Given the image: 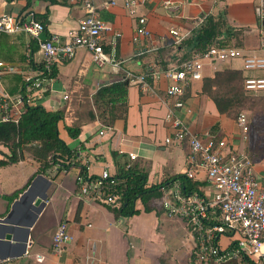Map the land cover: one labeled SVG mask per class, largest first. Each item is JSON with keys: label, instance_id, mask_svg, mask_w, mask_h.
<instances>
[{"label": "crops", "instance_id": "0c3cea01", "mask_svg": "<svg viewBox=\"0 0 264 264\" xmlns=\"http://www.w3.org/2000/svg\"><path fill=\"white\" fill-rule=\"evenodd\" d=\"M93 1L106 25L101 36L103 52L118 66L110 62L98 65L87 50L78 49L74 57L58 60L46 75L44 90L35 103L47 111L62 112L63 118L57 123L58 136L75 154V159L66 170L53 165L41 172L39 164L26 156L17 163L0 167V220L10 215L18 223L30 224L27 232L17 233L25 241L24 250L20 242H0V264H201L195 257V239L185 222L160 209L159 199L150 201L149 212H144L143 205L137 201L135 208L139 214L118 219L110 207L79 195L80 167L85 166L91 177L104 171L113 176L117 171L113 152L146 170V187L159 185L175 175H185L189 168L187 138L179 143L164 141L173 133L167 115L175 99L166 95L168 80L160 77L147 92L128 84L126 116L111 127L103 126L97 118L85 121V113L93 109V96L100 87L122 80L128 73L157 71V58L173 67L172 58L180 52L169 30L187 37L200 15L222 16L232 31L244 32L240 48L248 53L255 51L257 0H172L169 8H164L165 0H141L136 16L144 17L148 35L137 40H134L137 18L127 12L122 0ZM0 8L12 14L32 11L44 23L42 39L58 36L64 40L83 15L79 6L67 0H6ZM0 37L7 40L4 51L10 53L9 60L0 61L19 69L17 74L5 77L3 87L7 91L9 84L15 85V93L7 92L16 96L25 78L39 74L42 54L36 43L23 33ZM257 53L264 54V51ZM227 62L223 68L204 62L203 77H212L225 68L242 70L240 59ZM242 72L264 75V72ZM201 86V80L192 81L179 97L181 108L173 109L172 115L183 123L189 134L199 138L209 134L245 152L246 143L241 140L235 118L219 113L213 102L201 93ZM78 124L81 125L79 135L69 137L66 127ZM6 153V148L0 146V159ZM129 154L136 158L130 160ZM253 165L255 176L264 183V154L254 159ZM191 180L203 185L200 190L204 195L210 193L203 170L195 169ZM24 193L26 196L14 204ZM43 193L47 195L45 205L34 214L28 198ZM61 222L67 224L71 241L57 256L52 252V237ZM218 243L226 249L230 237L220 236Z\"/></svg>", "mask_w": 264, "mask_h": 264}, {"label": "built area", "instance_id": "2783aa9c", "mask_svg": "<svg viewBox=\"0 0 264 264\" xmlns=\"http://www.w3.org/2000/svg\"><path fill=\"white\" fill-rule=\"evenodd\" d=\"M6 0H0V4ZM83 10L77 27L69 31L64 40L58 36L41 38L44 25L35 18L30 10L17 14L4 12L0 8V35H16L23 33L29 36L42 54L41 68L36 77H27L24 81V94L11 96L3 87L5 76L17 74L19 69L12 63L0 61V121L16 123L24 112L25 105L36 104L46 82V75L58 60L74 57L78 49L87 50L94 63L102 65L110 62L114 67L118 63L108 59L102 48V33L106 25L96 11L93 0H67ZM141 0H122L127 12L136 16V8ZM172 0L163 2L169 8ZM256 15L258 19V46L248 53L240 47L212 45L203 53H194L179 67H170L160 71H145L141 74H127L124 79L136 85L142 92L152 89L153 83L160 77L168 80L166 95L174 98L172 109L167 115L173 133L165 138L166 144L179 143L187 138L189 152L187 156L189 168L185 175L194 178L195 169L205 173L208 195L193 194L183 196L176 185L163 189V196L158 206L168 216L182 219L195 239V257L201 264H264V183H261L254 172L253 160L244 152L229 145L224 139H217L207 134L199 138L188 133L183 123L172 115L173 109L181 108L179 99L192 81L203 78L204 62L215 64L240 59L242 70L250 73L264 72V0H257ZM134 40L148 35L145 19L136 16ZM200 15L194 20V29L205 20ZM174 44H179L185 35L174 29L169 30ZM257 51V52H256ZM243 88L252 94L264 93V75H245ZM22 89V88H21ZM235 124L240 130L243 142L248 140L249 122L244 113H239ZM130 160L136 155L129 154ZM79 195L89 197L111 209H117L121 203V194L116 191L118 181L108 172L85 179L81 174L77 177ZM203 193V192H202ZM230 237L226 249L219 246L220 236ZM71 236L67 224L57 225L52 237V252L60 256Z\"/></svg>", "mask_w": 264, "mask_h": 264}, {"label": "trees", "instance_id": "16d2710c", "mask_svg": "<svg viewBox=\"0 0 264 264\" xmlns=\"http://www.w3.org/2000/svg\"><path fill=\"white\" fill-rule=\"evenodd\" d=\"M56 2L51 1V3ZM35 18L40 21L37 17ZM244 39V32L232 31L222 16L208 15L199 27L176 45L175 48L180 54L173 56V67H179L194 53H203L212 45L242 47ZM6 43L7 40L0 37V55L9 57L10 53L6 54L4 51ZM158 59L157 70L163 71L170 68L168 62ZM242 71L225 68L216 71L212 77L201 79V93L213 102L219 113L235 119L238 116L237 110L245 106L250 98L248 94H252L243 88L245 74ZM128 84L126 79H122L100 87L93 96V109L85 113V121L97 118L103 126L111 127L116 120L124 119L127 112ZM21 88V94H24V84ZM6 89L10 94L16 91L13 84H9ZM260 94L263 95L259 96V101L264 103V93ZM62 118L61 111H47L40 104H32L25 105L24 112L16 123L0 121V146L7 150V153L0 159V167L17 163L26 156L39 164L41 172L53 165L60 170L68 169L75 159V154L58 136L57 123ZM66 131L69 137L76 138L81 131V125L66 127ZM245 153L254 160L264 154V149L251 146L249 149L246 148ZM111 156L117 170L113 175V178L118 181L116 191L121 194L120 206L111 210L118 219L139 214V210L135 208L137 201L143 205L144 212H149L151 210L150 201L160 199L162 189L172 188L174 185L179 186L183 196L203 195L200 190V186L203 185L192 181L186 175H175L159 185L146 187L147 172L145 169L128 162L124 155L113 152ZM79 174L85 179L93 178V176H88L85 166L80 167ZM249 264H256V262L250 261Z\"/></svg>", "mask_w": 264, "mask_h": 264}, {"label": "rangeland", "instance_id": "374dc122", "mask_svg": "<svg viewBox=\"0 0 264 264\" xmlns=\"http://www.w3.org/2000/svg\"><path fill=\"white\" fill-rule=\"evenodd\" d=\"M0 58H3V60L10 59V57L1 55ZM227 64L228 62H217L213 65L216 68H223ZM235 65L238 66V62ZM260 95L263 94H248V96L250 97L248 99V102L245 104L244 107H241L237 110V114L244 113L249 122L248 140L245 142V147H247V149L251 148V146H258L259 148L264 149V103L263 101H259ZM254 103L255 105H253Z\"/></svg>", "mask_w": 264, "mask_h": 264}, {"label": "water", "instance_id": "95a60500", "mask_svg": "<svg viewBox=\"0 0 264 264\" xmlns=\"http://www.w3.org/2000/svg\"><path fill=\"white\" fill-rule=\"evenodd\" d=\"M26 194L24 193L19 197L18 201H15L14 204L21 201ZM47 199V195L43 194H34L28 198V202L32 204L31 209L34 214L40 212V210L44 207L45 201ZM30 227V224H21L12 219L10 215L0 220V242H5L6 244H10V242H20L23 250L25 249V241L20 240L17 237L18 232H27V228Z\"/></svg>", "mask_w": 264, "mask_h": 264}]
</instances>
